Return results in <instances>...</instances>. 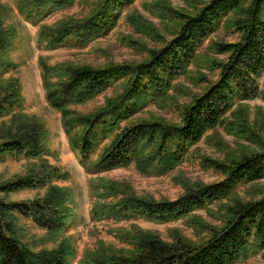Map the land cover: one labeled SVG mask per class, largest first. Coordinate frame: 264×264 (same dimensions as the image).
<instances>
[{
  "label": "trees",
  "instance_id": "1",
  "mask_svg": "<svg viewBox=\"0 0 264 264\" xmlns=\"http://www.w3.org/2000/svg\"><path fill=\"white\" fill-rule=\"evenodd\" d=\"M76 1L18 0V10L27 21L40 26L39 45L56 50L71 43L85 47L107 35L115 27L120 12L137 0H100L84 20L70 19L55 27L43 24L52 15L72 8ZM230 15L238 16L232 27L241 40L216 45V53L227 56L226 62H215L221 73L219 81L184 107L181 125L133 123L149 105L167 97L175 81L187 73L204 42ZM178 17L183 23L175 38L163 49L152 51L149 60L142 64L75 69L51 68L41 62L46 99L62 114L71 149L89 175L132 165L143 173L156 171L165 175L209 131L222 124L237 102L252 101L259 96L258 79L264 71V0H212L195 16L178 14ZM15 37L13 31L0 28V70L11 67L2 58L14 47ZM122 81H125L123 92L93 114L81 115L70 109L95 100ZM19 103L18 87L11 84L0 98V117ZM245 124L239 125L237 131L256 141L258 137ZM11 133L0 142V159L22 156L42 160L45 148L41 126L21 125L16 134ZM205 163L221 173L224 180L215 185L189 187L182 198L173 202L140 199L113 185L92 181L93 195L98 198L92 220L143 218L159 224L178 221L231 198L242 184L264 180V151L245 154L230 164L213 160ZM38 168V172L0 185V264H71L74 257L73 250L64 243L58 250L34 253L18 239L16 216L32 220L54 238L68 229L74 217L68 206V194L51 185L63 178L58 170L47 164ZM48 186L50 190L43 199L7 202L4 198ZM103 189L106 192H100ZM113 198L115 202H103ZM227 213L224 227L212 230L204 244L194 245L181 236L174 244H168L139 231L125 235L135 246L132 253H89L81 264H237L252 252L264 251V199L248 203L236 200Z\"/></svg>",
  "mask_w": 264,
  "mask_h": 264
},
{
  "label": "rangeland",
  "instance_id": "2",
  "mask_svg": "<svg viewBox=\"0 0 264 264\" xmlns=\"http://www.w3.org/2000/svg\"><path fill=\"white\" fill-rule=\"evenodd\" d=\"M211 1L137 0L134 5L120 12L115 27L107 35L87 46L77 47L71 43L56 50H46L38 43L40 26L27 21L20 14L18 0H0V28L13 31L16 35L14 47L2 58L11 67L0 70V98L9 85L15 84L21 102L14 110L0 117V142L7 139L11 132L16 134L19 126L32 124L44 129L45 148L42 160L22 156L0 159V185L38 172L40 165L47 164L63 177L54 180L51 185L68 194V206L74 215L68 229L59 238L49 235L32 220L16 216L18 239L29 250L34 253L55 251L64 243L74 252L71 264H81L89 253H132L135 246L125 235L139 231L157 236L168 244H174L175 239L181 236L194 245H201L210 239L212 230L224 227L228 208L233 202L241 200L248 203L264 199V180H261L242 184L231 198L178 221L159 224L143 218L92 220V209L98 201L93 195L92 181L113 185L140 199L173 202L182 198L189 187L210 186L224 180L221 173L206 165V160L230 164L245 154L264 151V71L258 79L259 96L252 101L237 102L222 124L209 131L200 143L190 149L183 161L165 175L157 174L156 171L143 173L135 165L100 175H89L71 149L63 128L62 114L46 99L42 61L51 68L75 69L142 64L149 60L152 51L163 49L178 34L183 23L178 14L195 16ZM99 2L77 0L72 8L52 15L43 24L55 27L70 19L84 20L93 13ZM237 17L230 15L224 19L199 49L187 73L175 81L167 97L157 104L149 105L134 118L133 123L181 125L184 107L219 81L221 73L215 62H226L227 56L217 54L216 45L240 42L241 35L232 27ZM124 84L125 81L116 83L95 100L70 109L81 115L93 114L104 108L110 99L119 96ZM244 123L258 137L256 141L237 131L239 125ZM96 160L97 157H94L93 161ZM49 186L20 191L5 195L4 198L7 202L43 199L50 190ZM115 201L116 198L103 202ZM237 264H264V251L252 252Z\"/></svg>",
  "mask_w": 264,
  "mask_h": 264
}]
</instances>
